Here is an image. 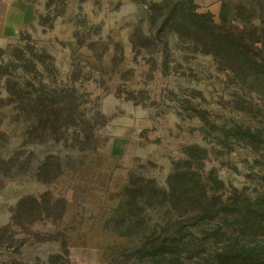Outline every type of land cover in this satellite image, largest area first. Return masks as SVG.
Returning a JSON list of instances; mask_svg holds the SVG:
<instances>
[{
    "label": "rangeland",
    "instance_id": "obj_1",
    "mask_svg": "<svg viewBox=\"0 0 264 264\" xmlns=\"http://www.w3.org/2000/svg\"><path fill=\"white\" fill-rule=\"evenodd\" d=\"M161 2L0 0V264H153L137 248L178 214L168 204L140 213L130 176L168 189L177 162L264 198V141L234 133L239 123L264 128V96L198 52L194 38L171 34L164 50L150 11ZM194 2L232 29L263 26L264 0ZM28 44L45 54V80L73 79L89 115H103L91 147L76 145L72 130L37 138L28 114L9 104L1 72L14 49L30 54ZM16 64V76L33 77ZM49 154L62 169L43 180ZM249 244L264 254V236Z\"/></svg>",
    "mask_w": 264,
    "mask_h": 264
},
{
    "label": "trees",
    "instance_id": "obj_2",
    "mask_svg": "<svg viewBox=\"0 0 264 264\" xmlns=\"http://www.w3.org/2000/svg\"><path fill=\"white\" fill-rule=\"evenodd\" d=\"M150 11L151 24L159 27L157 35L166 38L164 50L169 48L171 34L194 38L198 52L213 57L221 71L234 75L242 83L258 85L257 93L264 96V21L263 26L251 31L232 29L223 22L217 23L213 13L198 12L194 0H162ZM177 24L180 28L176 29ZM146 36L147 40L154 38L153 28ZM26 47L30 54L26 55L25 49H14L11 57L15 62L11 61L1 72L9 104L28 114L37 138L58 141L72 130L76 145L91 147L87 143L95 141V128L103 123L98 117L103 119V115L97 110L89 115L85 108L87 100L81 98L73 79L67 83L58 82L57 78L45 80L42 73L46 67L45 54H39L34 45ZM15 63L22 71L30 70L33 77L24 80L16 76L10 70ZM263 132L264 128L243 123L234 130L237 139L249 138L257 147L264 141ZM178 166L175 163L168 189L164 190L151 179L143 183V178L130 176L133 201L140 213L144 206L168 204L178 214L167 220L160 231L145 237L137 253L141 252L153 264H264L261 246L249 244L264 236V198L253 199L237 187L229 191L222 180L195 171L189 162L185 171L180 172ZM61 169L57 157L49 154L39 168L38 177L52 179ZM199 227L201 236L191 232ZM184 230L190 231L189 237L178 236ZM2 235L1 241H8Z\"/></svg>",
    "mask_w": 264,
    "mask_h": 264
},
{
    "label": "crops",
    "instance_id": "obj_3",
    "mask_svg": "<svg viewBox=\"0 0 264 264\" xmlns=\"http://www.w3.org/2000/svg\"><path fill=\"white\" fill-rule=\"evenodd\" d=\"M20 13V16L22 17L23 16V14L21 13V12H19ZM7 21V20H6ZM5 25H8V23L7 22H5ZM20 23H18L17 25H15V27L16 28H19L20 27Z\"/></svg>",
    "mask_w": 264,
    "mask_h": 264
}]
</instances>
